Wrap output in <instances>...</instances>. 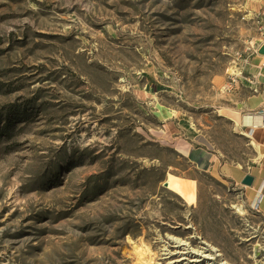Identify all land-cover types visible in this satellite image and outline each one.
<instances>
[{
  "label": "rangeland",
  "instance_id": "374dc122",
  "mask_svg": "<svg viewBox=\"0 0 264 264\" xmlns=\"http://www.w3.org/2000/svg\"><path fill=\"white\" fill-rule=\"evenodd\" d=\"M260 5L0 0V264H140L129 239L159 234L264 264L261 141L217 111L241 109L223 86Z\"/></svg>",
  "mask_w": 264,
  "mask_h": 264
},
{
  "label": "bare ground",
  "instance_id": "6f19581e",
  "mask_svg": "<svg viewBox=\"0 0 264 264\" xmlns=\"http://www.w3.org/2000/svg\"><path fill=\"white\" fill-rule=\"evenodd\" d=\"M259 57L264 58L263 55H259ZM159 108L160 112L166 115V112L161 107ZM217 111L220 116L226 117L234 123L238 133L247 137H253L255 131L264 126V118L259 113H243L240 109L230 106H219ZM242 127H247V131L242 130ZM193 129L198 130V127H194ZM253 144L257 147L260 157H264V147L257 145L255 141H253ZM205 158L202 155H192L193 161L199 167L204 166L203 159ZM164 185L182 197L188 205L195 206L197 204L198 197L195 180H187L169 172L167 173ZM247 186L250 188L254 187L253 185ZM262 197L263 203L264 191H262ZM237 211L241 215L245 213L242 206L237 207ZM198 238L202 237L199 235ZM157 239L160 243V254L158 251H155L153 243L142 239L136 243L135 240L129 239L134 244V252L140 264H217L215 261L217 258H220V263L218 264H233L225 258L223 252L218 247L204 239L200 241L201 245L199 248L191 247L190 241L172 234H167L165 237L159 234ZM170 247L173 248L171 249Z\"/></svg>",
  "mask_w": 264,
  "mask_h": 264
},
{
  "label": "built area",
  "instance_id": "2783aa9c",
  "mask_svg": "<svg viewBox=\"0 0 264 264\" xmlns=\"http://www.w3.org/2000/svg\"><path fill=\"white\" fill-rule=\"evenodd\" d=\"M261 5L258 11L255 12L254 26L256 27L257 36L251 41H246L247 47L244 51L236 53L234 59L230 63L226 71V81L223 86L224 91L230 92L242 87H249L252 92L258 91V75L253 72V69L258 66H263L254 62V58L259 54L260 47L264 44V0H259ZM264 56V55H263ZM264 189V180L259 187L257 197L254 201L253 209H259L262 204V191ZM260 194V195H259Z\"/></svg>",
  "mask_w": 264,
  "mask_h": 264
},
{
  "label": "crops",
  "instance_id": "0c3cea01",
  "mask_svg": "<svg viewBox=\"0 0 264 264\" xmlns=\"http://www.w3.org/2000/svg\"><path fill=\"white\" fill-rule=\"evenodd\" d=\"M258 57L254 58V62L258 61ZM260 58V57H259ZM264 59V58H262ZM264 63V61H263ZM253 72L258 75V91L257 92H252L249 87H242L240 89L235 90V94H233L234 100H236L237 103H239L240 110L245 113V112H252V113H259L263 116L264 118V64L263 66H258L253 69ZM257 137H259L258 142L259 145H262L264 147V126L260 127L256 131ZM255 134V133H254ZM204 161V166L206 165V158L203 159ZM232 172V171H231ZM250 173H246L242 175V179ZM250 175L254 176V182L253 186L256 184L257 185V179L259 177L253 173ZM258 192V191H257ZM257 197L256 196L253 200H255Z\"/></svg>",
  "mask_w": 264,
  "mask_h": 264
},
{
  "label": "water",
  "instance_id": "95a60500",
  "mask_svg": "<svg viewBox=\"0 0 264 264\" xmlns=\"http://www.w3.org/2000/svg\"><path fill=\"white\" fill-rule=\"evenodd\" d=\"M258 52H259V54L264 55V44L260 47ZM242 182H243L244 185H252L253 182H254V176L250 175V174H247L244 177Z\"/></svg>",
  "mask_w": 264,
  "mask_h": 264
}]
</instances>
